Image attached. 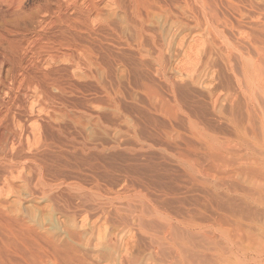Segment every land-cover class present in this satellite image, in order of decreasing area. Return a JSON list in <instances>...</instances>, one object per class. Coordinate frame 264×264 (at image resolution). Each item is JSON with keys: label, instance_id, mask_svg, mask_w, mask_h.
<instances>
[{"label": "rangeland", "instance_id": "374dc122", "mask_svg": "<svg viewBox=\"0 0 264 264\" xmlns=\"http://www.w3.org/2000/svg\"><path fill=\"white\" fill-rule=\"evenodd\" d=\"M256 47L264 0H0V264H150L147 236L94 199L138 183L81 144L128 146L130 120L135 138L174 150L168 124L181 126L157 108L174 93L224 139L218 113ZM8 224L24 229L18 249Z\"/></svg>", "mask_w": 264, "mask_h": 264}, {"label": "bare ground", "instance_id": "6f19581e", "mask_svg": "<svg viewBox=\"0 0 264 264\" xmlns=\"http://www.w3.org/2000/svg\"><path fill=\"white\" fill-rule=\"evenodd\" d=\"M258 49L241 57L239 76H234L236 91L228 93V108L218 113L229 128L224 139L208 133L192 106L172 94L177 86L168 84L173 99L162 101L164 104L157 108L162 118L181 126L168 124L175 133L174 150H156L135 138L136 123L130 120L129 127L133 126L130 138L134 143L128 146H119V142L108 147L81 144L89 159V153H94L93 158L102 166L118 170L138 183L139 187L136 185L128 198L105 194L94 199L112 207L117 223L132 224L131 228L136 227L139 234L147 236L150 264H264V49ZM162 60L157 54L154 61L160 66ZM209 94L215 103L218 95L215 91ZM14 228L8 224L5 232L10 239L7 241L18 249L14 242L22 240L25 234L24 229ZM25 238L24 241L28 240ZM128 258L126 262L131 264L132 259Z\"/></svg>", "mask_w": 264, "mask_h": 264}]
</instances>
